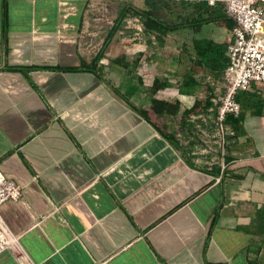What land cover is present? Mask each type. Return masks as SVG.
<instances>
[{
    "label": "crops",
    "instance_id": "obj_1",
    "mask_svg": "<svg viewBox=\"0 0 264 264\" xmlns=\"http://www.w3.org/2000/svg\"><path fill=\"white\" fill-rule=\"evenodd\" d=\"M175 1L192 11L163 44L98 59L60 39L58 0H0V171L24 192L0 207V264H264V87L237 95L224 169L157 115L209 96L198 53L232 34L223 3Z\"/></svg>",
    "mask_w": 264,
    "mask_h": 264
},
{
    "label": "built area",
    "instance_id": "obj_2",
    "mask_svg": "<svg viewBox=\"0 0 264 264\" xmlns=\"http://www.w3.org/2000/svg\"><path fill=\"white\" fill-rule=\"evenodd\" d=\"M80 1L85 3L83 9L85 10L88 1L93 5L100 0H58L62 23L57 33L65 43L74 44L71 38H66L62 34L75 28L70 24V18L80 17V21H86V13H83L78 5ZM206 1L211 6H215L219 2L223 3L226 17L234 24L227 47L228 63L225 68L219 71V78L210 82L211 93L209 96L202 95L199 99L182 98L178 114L171 118L176 122V128H194L204 146L201 152L214 156L211 160L212 164L214 161L221 160L224 169L226 146L235 136L227 124V117L238 116L241 112L237 95L248 90L253 84L264 87V7L257 5L259 1L264 2V0ZM122 23L124 30L131 31V35L124 39L126 54L133 55L139 52L140 50L137 51L136 46L143 47L144 51L149 39L156 40L157 34L148 32L139 17L127 15ZM120 29L117 32L124 35L125 31ZM86 35V31H84L82 36ZM107 62L106 58H102V64ZM204 100H209V104L203 103L200 107L195 108L196 101L203 102ZM186 111L190 112L185 117ZM23 196V186L0 171V207L7 202H22ZM9 237L10 234L0 217V252L10 245ZM23 260L22 264H31L26 258Z\"/></svg>",
    "mask_w": 264,
    "mask_h": 264
},
{
    "label": "rangeland",
    "instance_id": "obj_3",
    "mask_svg": "<svg viewBox=\"0 0 264 264\" xmlns=\"http://www.w3.org/2000/svg\"><path fill=\"white\" fill-rule=\"evenodd\" d=\"M147 1L148 0H100L97 4L93 5L88 1V6L86 5L85 10H83V13H86V21L81 20L80 23L79 21L70 22V24L75 26V28L70 31L72 36L70 38L74 41L79 51H84L86 55L94 54L93 52H97L98 49L102 48L109 30L117 22L119 9L124 5L143 8ZM180 7L181 6L177 7L176 4H171L170 9L162 8L160 11L161 17L173 23L176 21L177 13H188L192 11V8ZM123 27L124 24L122 23L121 29H123ZM82 31H86L87 35L83 37ZM123 31H125V34L120 35L119 32H117L108 46V48H110V50L113 49L115 53L119 52L120 54H125L124 47L126 41H124V39L131 35V31L124 29Z\"/></svg>",
    "mask_w": 264,
    "mask_h": 264
},
{
    "label": "trees",
    "instance_id": "obj_4",
    "mask_svg": "<svg viewBox=\"0 0 264 264\" xmlns=\"http://www.w3.org/2000/svg\"><path fill=\"white\" fill-rule=\"evenodd\" d=\"M171 4H176L175 0H168L167 2H160L159 0H151L147 3V7L149 10H142L139 8H133L129 5H124L119 9L118 13V19L115 25L109 30L107 37L105 38L103 48L101 50V54L99 55L98 59L102 57L104 51L108 48L110 43L112 42V39L114 38L117 31L121 28L122 20L127 15H133L140 18V20L145 25L148 32H153L157 34V41L159 44H163V37L170 32H173L176 28V24L169 21H164L160 17V11L162 8H171ZM185 5H191V4H185ZM201 10H204V12H207L208 5L204 3L201 6ZM188 22V21H187ZM190 23V21L188 22ZM232 28L233 23L231 22ZM208 46L212 47V50H208ZM227 53V48L225 46H219L218 44H215L214 42H203V48L199 51L198 55L201 60V62L208 64L210 63L212 66H214L215 70L220 71L221 69L225 68L228 63V58L225 56ZM219 67V68H218ZM203 103L205 105L209 104V100L202 101H196L195 108L200 107ZM179 103H176L174 105L168 103L159 101L155 104L156 107V113L159 116H176L179 112ZM190 111H186L184 113V116L189 113ZM227 117V123H228Z\"/></svg>",
    "mask_w": 264,
    "mask_h": 264
}]
</instances>
